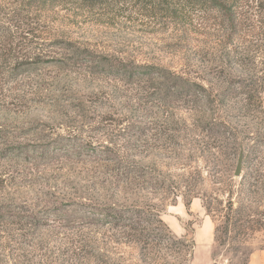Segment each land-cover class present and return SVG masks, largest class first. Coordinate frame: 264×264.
Listing matches in <instances>:
<instances>
[{
	"label": "rangeland",
	"instance_id": "1",
	"mask_svg": "<svg viewBox=\"0 0 264 264\" xmlns=\"http://www.w3.org/2000/svg\"><path fill=\"white\" fill-rule=\"evenodd\" d=\"M227 3L239 38L197 0L0 11V264H264V0Z\"/></svg>",
	"mask_w": 264,
	"mask_h": 264
},
{
	"label": "trees",
	"instance_id": "2",
	"mask_svg": "<svg viewBox=\"0 0 264 264\" xmlns=\"http://www.w3.org/2000/svg\"><path fill=\"white\" fill-rule=\"evenodd\" d=\"M6 1L7 0H0V11L5 6L9 5ZM61 1H63V0H10V5L11 6H13V5L19 6L20 8H27V6L30 4H37L39 6H43V5L48 4L49 6H52V5H55L56 3L61 2ZM197 1L213 4V9L218 14V17L220 18L221 22L223 23V27H224L223 29L228 32L230 39H233L236 37L239 38V35H241V33L244 30H248V26L243 21H241L240 18L237 19V17H239V16L238 15L236 16V13H233V11L230 10L231 8L227 3L228 0H197ZM10 5L6 9V11H8V9L11 7ZM28 8H37V6L28 7ZM13 12H14V10H13ZM7 15H8V13H7ZM242 23H244V24H242ZM228 204L230 205V202H228ZM208 212H209V210H208ZM223 218H224V223L226 225L228 222V217L226 215H223ZM19 224L20 223L18 221L10 222V225H12V227H14V226L18 227L19 228L18 230H21L20 232H22V233L18 234L19 239L26 241L27 240L26 238H28L30 236L26 231H23L26 224H24V225H19ZM228 226H229V224H227L225 226V228H224L225 231L228 229L227 228ZM34 227H36V226H34ZM7 240L9 242L13 241L12 237H9V235H8ZM51 258H53V256H51ZM2 260L0 259V261H2Z\"/></svg>",
	"mask_w": 264,
	"mask_h": 264
},
{
	"label": "water",
	"instance_id": "3",
	"mask_svg": "<svg viewBox=\"0 0 264 264\" xmlns=\"http://www.w3.org/2000/svg\"><path fill=\"white\" fill-rule=\"evenodd\" d=\"M242 165H243V151L241 150L239 155H238L237 162H236V167H235L234 173H233V176L235 178H240L241 177Z\"/></svg>",
	"mask_w": 264,
	"mask_h": 264
}]
</instances>
